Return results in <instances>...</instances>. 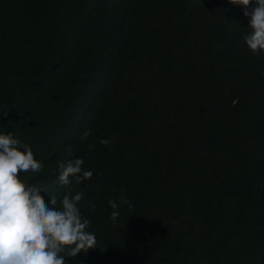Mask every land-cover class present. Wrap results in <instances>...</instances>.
Here are the masks:
<instances>
[{"label":"trees","instance_id":"1","mask_svg":"<svg viewBox=\"0 0 264 264\" xmlns=\"http://www.w3.org/2000/svg\"><path fill=\"white\" fill-rule=\"evenodd\" d=\"M77 2L0 0L23 16L0 32V134L32 149L42 169L19 178L46 203L84 194L97 239L66 264H264V52L245 42L250 17L229 0H111L105 40L66 23ZM205 149L212 176L190 223L176 162ZM76 158L93 176L60 184L59 163ZM160 164L162 192L141 181Z\"/></svg>","mask_w":264,"mask_h":264},{"label":"clouds","instance_id":"2","mask_svg":"<svg viewBox=\"0 0 264 264\" xmlns=\"http://www.w3.org/2000/svg\"><path fill=\"white\" fill-rule=\"evenodd\" d=\"M229 2L242 6L243 15L250 17L248 27L251 32L244 39L251 52L254 55L264 52V0ZM61 3L53 7L55 14ZM110 3L111 0H78L74 10L64 20L79 31L106 40L114 22L109 17ZM22 18L15 5L0 4V32L13 29ZM124 43L131 51H138L140 47L132 37L125 38ZM193 75L194 67L182 76V81L188 84ZM160 108L168 113L164 98ZM101 143L108 144L109 141L101 140ZM83 163L80 158L61 161L59 183L68 185L70 177H74L78 183L90 179L93 172L83 170ZM176 168L178 172L173 179L171 191L176 194L178 208L182 209V219L196 223L199 220L193 211L201 203L199 193L206 191L212 176L208 149L198 151L188 159L179 157ZM41 169L42 164L27 144H22L11 134H0V264H66L65 257L75 258L81 252L87 253L89 249L96 248L95 234L87 231L90 222L82 217L78 207L84 198L83 193L72 197L64 195L60 201L62 208L58 209L55 195H51L46 203L38 187L19 178L21 172L35 173ZM141 181L162 192L170 182V169L163 164L150 166L148 177ZM121 202L128 203L126 199ZM109 204L113 209L118 208L115 201H109ZM118 216L119 212L113 211L108 220L114 223L125 221ZM139 223L141 227L148 225L142 220ZM184 236L187 237L185 232Z\"/></svg>","mask_w":264,"mask_h":264},{"label":"bare ground","instance_id":"3","mask_svg":"<svg viewBox=\"0 0 264 264\" xmlns=\"http://www.w3.org/2000/svg\"><path fill=\"white\" fill-rule=\"evenodd\" d=\"M99 80H100V81H103V80H104V78H102V77H99Z\"/></svg>","mask_w":264,"mask_h":264}]
</instances>
